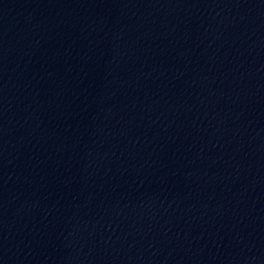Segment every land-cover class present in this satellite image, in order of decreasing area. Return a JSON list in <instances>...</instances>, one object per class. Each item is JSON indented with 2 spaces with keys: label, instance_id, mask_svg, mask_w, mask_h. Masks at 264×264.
<instances>
[{
  "label": "water",
  "instance_id": "water-1",
  "mask_svg": "<svg viewBox=\"0 0 264 264\" xmlns=\"http://www.w3.org/2000/svg\"><path fill=\"white\" fill-rule=\"evenodd\" d=\"M0 264H264V0H0Z\"/></svg>",
  "mask_w": 264,
  "mask_h": 264
}]
</instances>
